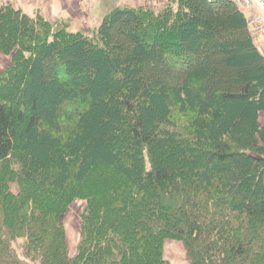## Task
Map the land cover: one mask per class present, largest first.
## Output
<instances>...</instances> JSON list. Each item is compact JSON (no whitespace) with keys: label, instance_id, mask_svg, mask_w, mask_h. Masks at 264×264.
<instances>
[{"label":"trees","instance_id":"16d2710c","mask_svg":"<svg viewBox=\"0 0 264 264\" xmlns=\"http://www.w3.org/2000/svg\"><path fill=\"white\" fill-rule=\"evenodd\" d=\"M170 1L159 17L116 8L96 43L0 3V264H171L167 240L190 264H264V51L233 1ZM20 62L14 107L2 95Z\"/></svg>","mask_w":264,"mask_h":264},{"label":"rangeland","instance_id":"374dc122","mask_svg":"<svg viewBox=\"0 0 264 264\" xmlns=\"http://www.w3.org/2000/svg\"><path fill=\"white\" fill-rule=\"evenodd\" d=\"M33 1L34 0H30L31 3ZM1 2L3 3L4 1L2 0L0 1V3ZM12 4L23 10L26 14L30 15L31 17H35L36 14H41L40 12L39 13L32 12L29 14V12L24 10V8L19 7L14 3ZM70 4L71 7L68 10V12L65 14L64 18L51 21L47 17L48 20H50L52 23H56L57 26L66 25L67 33H71V34L77 33L78 35H80V33L82 32L84 34V37L90 39L91 42L93 43H96L97 41L98 31L104 18L116 8H122V7H130V8L132 7L136 9L139 8L141 10L146 11L147 13L150 14L153 13L155 16L159 17L170 6L176 5L175 2L170 0H70ZM28 7L31 6L29 5ZM86 10H87V14L85 15ZM1 22L4 24L3 21H0V23ZM160 22L166 23V25L163 24V26L161 25L160 27L162 34H164L163 39L165 40L166 47L168 48L173 47L174 46L173 43L177 41V29H178V27H176L177 24L176 23L172 24L173 26L169 27L170 25L169 22L164 20H161ZM7 24L8 23L5 22L4 26H7ZM144 25L146 24L144 23ZM146 27L149 30L147 31V28L145 29V27H143L142 31L144 33L148 32L149 34L152 35V31H150L151 30L150 26H146ZM0 29L2 30L3 27H1ZM3 32L5 35L8 34L7 36L5 35L3 36H5L7 40H10L11 34H9V32L5 30ZM17 36L18 35L16 34L14 38H17ZM31 51L34 52L35 50L31 48ZM26 53H28V50ZM9 61H10L9 56H4L0 54V72L5 69ZM20 65L21 66L18 65V67L15 69L14 74H11V76L13 75V77L9 80V82L4 84L5 87L4 89L9 90L8 91L9 97L6 95V93L2 95L4 97L2 98L7 102L9 101L8 102L9 104L11 102V104L14 107L20 104L21 85H23L24 80L25 81L27 80V73H26L27 70H25L27 64L20 62ZM1 89L2 87L0 88V90ZM175 119H177L178 121V130H172V131H175L178 134V138L182 143H189L190 135L187 129V123H186L187 118L184 117L183 115H180V116H175ZM261 122L262 124H264V115H262L261 117ZM102 172L105 173V175L106 174L111 175L115 178V176L113 175L114 174L113 171L107 169V167L105 168L100 167V169L97 171V174L98 175L102 174ZM11 188L14 192L18 191L17 184H12ZM78 189H80V187ZM40 192L44 193L42 191ZM46 195L52 198V201H56V198L58 197V196H54L50 192H47ZM77 195H80V190H78V192L73 193L71 196L69 195L70 199L73 200L71 201L70 205H68L66 212L62 216V222L66 228L67 242H68L70 254L76 252L77 244L80 240L82 233L81 218L86 210V201L83 199L75 198ZM164 255L165 258L169 260L171 264H190V259L188 258L184 245L181 241H177V240L165 241Z\"/></svg>","mask_w":264,"mask_h":264},{"label":"crops","instance_id":"0c3cea01","mask_svg":"<svg viewBox=\"0 0 264 264\" xmlns=\"http://www.w3.org/2000/svg\"><path fill=\"white\" fill-rule=\"evenodd\" d=\"M3 1L12 2L15 5H18L19 7L24 8V10L29 12V14L32 12L33 13L40 12L46 18L48 17L51 21L64 18L65 14L68 12V10L71 7L70 0H34L32 3L30 2V0H3ZM29 5L31 7H28ZM86 14H87V10L85 11V15Z\"/></svg>","mask_w":264,"mask_h":264},{"label":"built area","instance_id":"2783aa9c","mask_svg":"<svg viewBox=\"0 0 264 264\" xmlns=\"http://www.w3.org/2000/svg\"><path fill=\"white\" fill-rule=\"evenodd\" d=\"M246 15L256 41L264 51V0H231Z\"/></svg>","mask_w":264,"mask_h":264}]
</instances>
